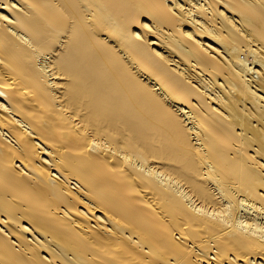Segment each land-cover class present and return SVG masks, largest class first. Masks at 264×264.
Here are the masks:
<instances>
[{
	"label": "bare ground",
	"instance_id": "obj_1",
	"mask_svg": "<svg viewBox=\"0 0 264 264\" xmlns=\"http://www.w3.org/2000/svg\"><path fill=\"white\" fill-rule=\"evenodd\" d=\"M0 264H264V0H0Z\"/></svg>",
	"mask_w": 264,
	"mask_h": 264
}]
</instances>
